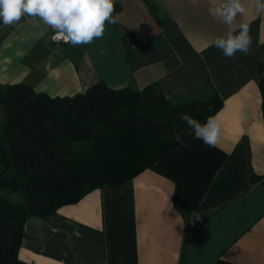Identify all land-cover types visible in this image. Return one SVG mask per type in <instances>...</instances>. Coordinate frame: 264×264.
Listing matches in <instances>:
<instances>
[{"label":"crops","instance_id":"crops-1","mask_svg":"<svg viewBox=\"0 0 264 264\" xmlns=\"http://www.w3.org/2000/svg\"><path fill=\"white\" fill-rule=\"evenodd\" d=\"M209 6V0H119L116 23L80 46L52 41L39 19L0 23L1 84L71 97L97 82L132 90L157 82L177 103L213 91L223 102L217 146L192 137L188 147L178 145L123 184L95 189L46 219L28 218L21 260L264 264V13L238 17L250 25L252 51L229 59L214 46L227 29Z\"/></svg>","mask_w":264,"mask_h":264},{"label":"trees","instance_id":"trees-1","mask_svg":"<svg viewBox=\"0 0 264 264\" xmlns=\"http://www.w3.org/2000/svg\"><path fill=\"white\" fill-rule=\"evenodd\" d=\"M222 103L215 91L177 103L157 82L141 90L97 82L71 97L0 83V264H32L19 258L28 218L129 181L179 145L175 133L193 137L180 114L203 123Z\"/></svg>","mask_w":264,"mask_h":264},{"label":"clouds","instance_id":"clouds-1","mask_svg":"<svg viewBox=\"0 0 264 264\" xmlns=\"http://www.w3.org/2000/svg\"><path fill=\"white\" fill-rule=\"evenodd\" d=\"M209 3V15L227 29L214 39V46L229 59L238 52L251 54L250 25L237 23V19L252 12L264 13V0H209ZM114 11V0H0V23L9 27L25 16L39 19L54 33L53 41L80 46L103 37L106 23H116ZM179 119L187 125L186 135L208 147L219 144L222 133L219 113L208 116L203 123L187 113L180 114ZM174 140L181 147H188L180 133L174 134Z\"/></svg>","mask_w":264,"mask_h":264},{"label":"water","instance_id":"water-1","mask_svg":"<svg viewBox=\"0 0 264 264\" xmlns=\"http://www.w3.org/2000/svg\"><path fill=\"white\" fill-rule=\"evenodd\" d=\"M219 208H220L219 206H217V207H213V208H211V209L205 211L204 213H202V214L199 216V218H200L201 220H204V219H206L209 215H211L213 212H215L216 210H218Z\"/></svg>","mask_w":264,"mask_h":264},{"label":"built area","instance_id":"built-area-1","mask_svg":"<svg viewBox=\"0 0 264 264\" xmlns=\"http://www.w3.org/2000/svg\"><path fill=\"white\" fill-rule=\"evenodd\" d=\"M119 0H114V4L115 3H117ZM51 30V29H50ZM54 33L52 32V30H51V37H52V35H53ZM53 41V40H52ZM54 42H56V41H54ZM57 43H63L62 41L61 42H57Z\"/></svg>","mask_w":264,"mask_h":264},{"label":"rangeland","instance_id":"rangeland-1","mask_svg":"<svg viewBox=\"0 0 264 264\" xmlns=\"http://www.w3.org/2000/svg\"><path fill=\"white\" fill-rule=\"evenodd\" d=\"M12 198L15 199V200L19 199V197L17 195L12 196Z\"/></svg>","mask_w":264,"mask_h":264}]
</instances>
